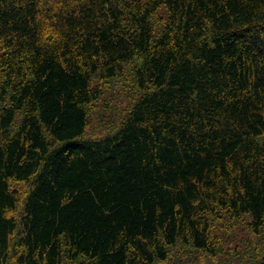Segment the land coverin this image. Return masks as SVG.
<instances>
[{
    "label": "trees",
    "instance_id": "1",
    "mask_svg": "<svg viewBox=\"0 0 264 264\" xmlns=\"http://www.w3.org/2000/svg\"><path fill=\"white\" fill-rule=\"evenodd\" d=\"M196 255L264 264V0H0V264Z\"/></svg>",
    "mask_w": 264,
    "mask_h": 264
},
{
    "label": "rangeland",
    "instance_id": "2",
    "mask_svg": "<svg viewBox=\"0 0 264 264\" xmlns=\"http://www.w3.org/2000/svg\"><path fill=\"white\" fill-rule=\"evenodd\" d=\"M127 73H129L127 71ZM129 77V75H126ZM129 82L132 83V80L129 77ZM128 83V82H127ZM98 84V82H95L94 85ZM116 87L113 89L117 95H121V98H117L118 101L114 102L115 106L113 105L111 107L112 112H107L102 107V104H98L97 106L94 105L92 112H91V120L90 125L87 131V136L89 137H100L104 134H106L108 131H112L115 128L119 126V122L123 118V114L125 111L124 105L128 103V101H124L123 98H133L137 95V92L132 88V84H126L125 82H116ZM111 88V87H110ZM112 89V88H111ZM129 95V96H127ZM110 96V94H108ZM115 97V96H114ZM115 99V98H112ZM108 102V101H107ZM106 102V99H104V103L108 104ZM116 118V119H115ZM115 119L117 123H113L112 120ZM12 188L17 189L20 192L21 200L24 198L26 191L28 189V186L25 184H18L16 182H12ZM21 213V205L18 208V214ZM221 225L223 227H221ZM239 227L236 228L235 223H228L227 225H223L222 223L218 224L217 227H214V232L219 234L218 238V245L220 247H223L224 249H232L233 247L230 246L231 243L234 242V239L236 238V241L239 242L243 237L244 234H248L247 230L239 223L237 224ZM195 261L198 264H206L205 260L201 255L195 256Z\"/></svg>",
    "mask_w": 264,
    "mask_h": 264
},
{
    "label": "bare ground",
    "instance_id": "3",
    "mask_svg": "<svg viewBox=\"0 0 264 264\" xmlns=\"http://www.w3.org/2000/svg\"><path fill=\"white\" fill-rule=\"evenodd\" d=\"M91 141V140H90Z\"/></svg>",
    "mask_w": 264,
    "mask_h": 264
}]
</instances>
